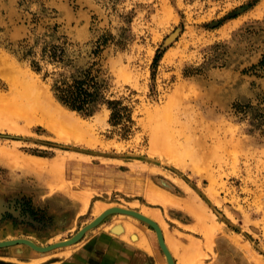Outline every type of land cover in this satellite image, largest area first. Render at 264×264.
<instances>
[{
    "label": "rangeland",
    "instance_id": "374dc122",
    "mask_svg": "<svg viewBox=\"0 0 264 264\" xmlns=\"http://www.w3.org/2000/svg\"><path fill=\"white\" fill-rule=\"evenodd\" d=\"M0 59L89 125L61 139L0 98V240L64 241L117 205L156 213L176 264H264V0H0ZM87 71L131 121L58 100L55 74ZM11 76L0 65L4 96ZM120 223L151 245L130 257L167 264L156 230L120 214L70 247L0 248V264H74Z\"/></svg>",
    "mask_w": 264,
    "mask_h": 264
},
{
    "label": "bare ground",
    "instance_id": "6f19581e",
    "mask_svg": "<svg viewBox=\"0 0 264 264\" xmlns=\"http://www.w3.org/2000/svg\"><path fill=\"white\" fill-rule=\"evenodd\" d=\"M0 65L8 67L10 72H12V74H13V76H11L12 78L7 79L8 83H9L8 84L9 89H10L9 93L6 96L0 94V98L1 97L5 98L4 101L6 102L7 112H8L10 117L14 118V116H16V118L19 121L20 120L24 121L28 125L41 123L45 126V128H47V130L49 132L56 134L61 139L64 137L88 134L89 125L87 123L81 121L79 118H77L73 113H70L69 111L64 109L61 105L55 103V101L49 95L48 91L43 86H41L39 84V82L33 78V76L19 70L14 65H10L4 59H0ZM156 200L157 199H153V201H156ZM116 207L130 209V210H134V211L139 212L143 216H145V217L149 218L150 220H152L153 222L157 223L159 225V227L161 228V230L163 231L162 226L156 220V219H158L159 216L156 213H154L153 211H148L146 209H143L142 211H138V210H135L133 208H126V207H121V206H117V205L99 207L97 209L96 217L92 221H90L87 225L82 227V229H84L86 226L90 225L94 220L99 218L102 214H104L109 209L116 208ZM116 214H120L123 216L126 215V214H122V213H114L112 215H116ZM126 216L130 217V218L138 219L140 221H143V220H141L137 217L131 216V215H126ZM93 229L94 228L90 229L89 231H91ZM110 229L116 235L117 234L118 235H124L126 238H128L129 240H131L133 242L138 243L143 248H145L147 250H151V245L148 243V241L146 239L139 237L140 234H137L135 232H132V233L128 232L129 236H127L126 235L127 234L126 225H123L121 223L115 224ZM81 230H79V231H81ZM89 231H87V232H89ZM71 238H69V239L72 240L73 238L72 239ZM18 239H27V238L2 239V240H0V242L13 241V240H18ZM69 239H66V241L67 242L70 241ZM27 240H30V239H27ZM62 241L52 242V243H50L48 245H44V246H41L34 241H32V242H34L35 244H37L40 247H49L51 245H55V244L62 242ZM166 244H167L172 256L174 257L173 252H172L169 244L167 243V241H166ZM17 245H23V246L30 247L31 249H34L27 244H17ZM17 245H14V246H17ZM73 245L74 244L67 245L64 247H70ZM10 247H12V246H10ZM64 247H60V248H64ZM56 249H59V248H56ZM40 253H47V252H40ZM165 256H166V254H165ZM166 258H167V256H166ZM167 264H169L168 258H167Z\"/></svg>",
    "mask_w": 264,
    "mask_h": 264
},
{
    "label": "trees",
    "instance_id": "16d2710c",
    "mask_svg": "<svg viewBox=\"0 0 264 264\" xmlns=\"http://www.w3.org/2000/svg\"><path fill=\"white\" fill-rule=\"evenodd\" d=\"M52 58L61 59L56 53ZM33 66L41 70L38 62H34ZM55 75L57 78L53 82V90L63 105L85 116H92L102 105H107L113 112L112 122L115 125L131 121L129 107L123 106L119 100L108 99L106 87L97 81L91 71H87L82 78L68 77L64 72Z\"/></svg>",
    "mask_w": 264,
    "mask_h": 264
},
{
    "label": "crops",
    "instance_id": "0c3cea01",
    "mask_svg": "<svg viewBox=\"0 0 264 264\" xmlns=\"http://www.w3.org/2000/svg\"><path fill=\"white\" fill-rule=\"evenodd\" d=\"M112 236L113 238L107 237L103 240L98 238L89 243L85 248L75 254L70 262L74 264H150L149 259L139 254L130 257V245L135 243L148 254H151L152 249L147 250L138 243L132 242L124 235H116L114 233Z\"/></svg>",
    "mask_w": 264,
    "mask_h": 264
},
{
    "label": "water",
    "instance_id": "95a60500",
    "mask_svg": "<svg viewBox=\"0 0 264 264\" xmlns=\"http://www.w3.org/2000/svg\"><path fill=\"white\" fill-rule=\"evenodd\" d=\"M114 213H122V214H126V215H131V216L137 217V218L143 220L144 222H147L149 225H151L157 232L159 244H160L162 250L164 251V253L166 254L168 261H169V264H176L175 259L172 256V254H171V252H170V250L166 244L163 231L161 230L159 225L157 223L153 222L152 220H150L149 218L143 216L142 214H140L137 211L125 209V208H119V207L112 208V209H109L108 211H106L99 218L94 220L90 225L86 226L84 229L79 231L74 237H72L73 239L71 238L72 240L69 239L70 241H68V242L65 240V241L59 242L55 245H51L49 247H40L37 244H35L34 242H32L31 240L18 239V240H13V241L0 242V248L10 247V246H14L17 244H27L39 252H49V251H52L56 248L64 247V246L75 244V243L79 242L85 236L87 231H89L92 228L97 227L107 217H109L110 215H112Z\"/></svg>",
    "mask_w": 264,
    "mask_h": 264
}]
</instances>
